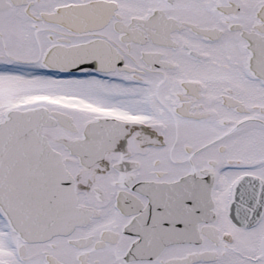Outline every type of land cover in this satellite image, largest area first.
<instances>
[{
    "label": "snow or ice",
    "instance_id": "obj_1",
    "mask_svg": "<svg viewBox=\"0 0 264 264\" xmlns=\"http://www.w3.org/2000/svg\"><path fill=\"white\" fill-rule=\"evenodd\" d=\"M0 264H264V0H0Z\"/></svg>",
    "mask_w": 264,
    "mask_h": 264
}]
</instances>
